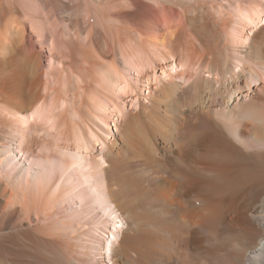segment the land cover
<instances>
[{
	"label": "bare ground",
	"instance_id": "obj_1",
	"mask_svg": "<svg viewBox=\"0 0 264 264\" xmlns=\"http://www.w3.org/2000/svg\"><path fill=\"white\" fill-rule=\"evenodd\" d=\"M0 264H264V0H0Z\"/></svg>",
	"mask_w": 264,
	"mask_h": 264
}]
</instances>
